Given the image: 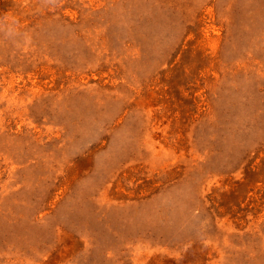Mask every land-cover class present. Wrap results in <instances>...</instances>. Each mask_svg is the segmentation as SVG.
<instances>
[{
    "label": "rangeland",
    "instance_id": "rangeland-1",
    "mask_svg": "<svg viewBox=\"0 0 264 264\" xmlns=\"http://www.w3.org/2000/svg\"><path fill=\"white\" fill-rule=\"evenodd\" d=\"M0 264H264V0H0Z\"/></svg>",
    "mask_w": 264,
    "mask_h": 264
}]
</instances>
